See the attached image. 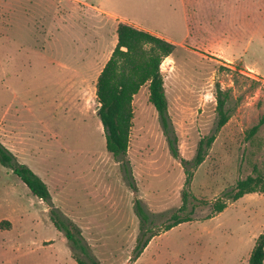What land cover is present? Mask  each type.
Listing matches in <instances>:
<instances>
[{
    "label": "rangeland",
    "instance_id": "obj_1",
    "mask_svg": "<svg viewBox=\"0 0 264 264\" xmlns=\"http://www.w3.org/2000/svg\"><path fill=\"white\" fill-rule=\"evenodd\" d=\"M114 17L176 45L162 73L179 158L148 85L133 100L127 165L106 149L96 83L117 45ZM218 87L232 113L193 170L190 190L209 203L200 219L239 179L264 174V127L248 138L264 115V0H0V142L47 184L102 264H249L264 234L262 192L158 233L136 258V202L155 231L160 213L181 207V160L213 133ZM51 208L0 163V224L11 222L0 227V264H79Z\"/></svg>",
    "mask_w": 264,
    "mask_h": 264
},
{
    "label": "trees",
    "instance_id": "obj_2",
    "mask_svg": "<svg viewBox=\"0 0 264 264\" xmlns=\"http://www.w3.org/2000/svg\"><path fill=\"white\" fill-rule=\"evenodd\" d=\"M176 45L150 31L139 29L130 24L120 23L117 28V45L109 60L103 67L96 83V96L99 104L98 116L106 134V149L119 162L127 165L126 158L131 142V132L134 120V97L143 86L148 85L149 101L158 111L165 134L168 137L170 150L175 158H179V151L175 146V139L170 135V121L168 118V99L165 90V79L161 70H167L172 65ZM171 69V68H170ZM169 69V70H170ZM230 95L217 88L216 123L213 133L203 137L197 146L196 154L191 161L181 160L185 168L187 179L182 192V205L176 210L160 213L157 231L153 229L156 220H152L141 204L136 202V213L140 218V233L137 238L136 258L148 246L152 238L162 231H169L183 223L191 222L198 216V209L209 206L204 200L198 199L190 190L193 181V170L202 165L208 151L216 141L217 134L230 120L232 111L227 108ZM264 127V115L249 131L248 138H253ZM0 163L11 169L13 173L28 187L31 193L45 203L52 206L50 214L55 226L67 237L74 258L79 264H102L97 260L86 244L81 230L71 220L63 218L53 205L47 184L28 166L18 163L15 156L0 142ZM256 170V169H255ZM130 187L136 189L128 177ZM264 193V174L257 168V175H250L239 179L231 191H227L223 198L210 204L209 212L200 220L212 219L221 214L227 207V201L236 202L247 194ZM164 221V222H163ZM2 229H10L11 222L0 224ZM249 264H264V234L256 242Z\"/></svg>",
    "mask_w": 264,
    "mask_h": 264
},
{
    "label": "crops",
    "instance_id": "obj_3",
    "mask_svg": "<svg viewBox=\"0 0 264 264\" xmlns=\"http://www.w3.org/2000/svg\"><path fill=\"white\" fill-rule=\"evenodd\" d=\"M114 18H115V20L117 21L118 24H120V23L130 24V25H132V26H134V27H137V28H139V29H144V30L150 31V32H152V33H154V34H156V35L162 37V38H165L164 36H162V35H160V34L154 32V31H151V30H149V29H147V28H145V27H143V26H141V25H139V24H134V23H131V22L126 21V20H123V19L120 20V19L117 18V17H114ZM165 39L168 40V41H170V42H172V43H174V42L171 41L170 39H167V38H165ZM174 44H175V43H174ZM171 59H172V55H171L170 57H168L166 60L168 61V60H171ZM172 65H173V64H172ZM171 68H172V67H171ZM161 70H162V72H163V67H161ZM101 71H102V70H101Z\"/></svg>",
    "mask_w": 264,
    "mask_h": 264
}]
</instances>
